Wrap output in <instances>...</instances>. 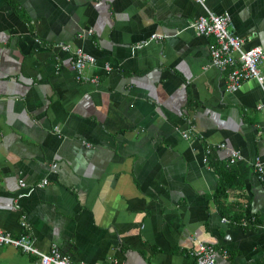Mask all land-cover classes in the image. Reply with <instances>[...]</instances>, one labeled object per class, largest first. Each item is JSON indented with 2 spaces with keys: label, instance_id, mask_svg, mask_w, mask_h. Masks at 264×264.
I'll return each instance as SVG.
<instances>
[{
  "label": "crops",
  "instance_id": "obj_1",
  "mask_svg": "<svg viewBox=\"0 0 264 264\" xmlns=\"http://www.w3.org/2000/svg\"><path fill=\"white\" fill-rule=\"evenodd\" d=\"M202 3L0 0V230L72 263L194 264L205 243L218 264H264V86L229 92L189 28L228 14L264 49V0ZM76 49L95 82L75 79ZM0 264L39 259L4 247Z\"/></svg>",
  "mask_w": 264,
  "mask_h": 264
},
{
  "label": "built area",
  "instance_id": "obj_2",
  "mask_svg": "<svg viewBox=\"0 0 264 264\" xmlns=\"http://www.w3.org/2000/svg\"><path fill=\"white\" fill-rule=\"evenodd\" d=\"M203 4L202 0H195ZM198 36L212 37L214 43L209 47V56L213 67L220 71H228L226 89L233 93L238 90L240 84L247 80L254 79L259 86H264V76L260 71V65L264 59V49L261 46L244 47L243 39L235 34L230 29V17L228 14L215 15L208 12L206 15L199 17L196 21L189 25ZM162 36L153 35L144 42L161 39ZM60 48L64 51H69L70 46L67 44H60ZM73 69L75 72V79L77 81L95 82L94 78H87L84 76V70L88 65L95 62L93 56L83 52L81 49H76L73 52ZM106 66V70L109 71ZM264 107V102L259 104L256 108ZM184 138L187 135H183ZM231 162H234L232 159ZM254 169L258 173L261 181L264 180V170L259 160L254 163ZM47 184L44 179L33 186H26L21 181L19 186L25 188L27 192L21 194L20 197L26 196L35 189L42 188ZM223 219L222 221H224ZM21 227L26 228V223L23 221ZM4 247H12L19 250L25 255H34L39 259V264H92L86 262L72 263L65 257L60 249L53 245L47 252H41L34 247L33 241L29 234L21 233L18 236H12L10 233L0 230V250ZM224 257L226 253L223 252ZM194 261V264H218L217 252L215 248L209 244L199 243L189 253Z\"/></svg>",
  "mask_w": 264,
  "mask_h": 264
},
{
  "label": "trees",
  "instance_id": "obj_3",
  "mask_svg": "<svg viewBox=\"0 0 264 264\" xmlns=\"http://www.w3.org/2000/svg\"><path fill=\"white\" fill-rule=\"evenodd\" d=\"M225 192V186L223 184H220V186L218 187V190L216 191V202L217 205L220 206L221 205V198L223 197ZM225 217V216H224ZM227 217V216H226ZM241 218V216H240ZM229 219L231 220V217H229Z\"/></svg>",
  "mask_w": 264,
  "mask_h": 264
}]
</instances>
